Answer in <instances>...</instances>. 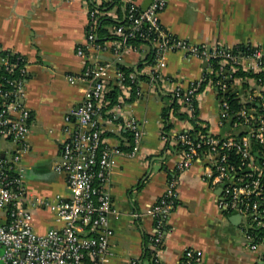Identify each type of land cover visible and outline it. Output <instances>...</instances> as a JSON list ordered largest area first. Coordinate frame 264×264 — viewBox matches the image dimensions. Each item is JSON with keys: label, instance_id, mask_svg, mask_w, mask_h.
Instances as JSON below:
<instances>
[{"label": "built area", "instance_id": "obj_1", "mask_svg": "<svg viewBox=\"0 0 264 264\" xmlns=\"http://www.w3.org/2000/svg\"><path fill=\"white\" fill-rule=\"evenodd\" d=\"M85 0L89 18L85 42L78 46L77 55L85 61L82 72L69 75L71 83L81 81L85 95L81 102L70 109L64 118L63 140L53 168L66 175L68 197H32L25 180L23 155L30 150L28 140L31 131V110L24 98L28 80V62L25 56L0 45V255L1 264H105L115 235L111 226L113 217L119 214L114 206L110 184L116 158L120 155L137 156L140 151L145 128L135 117L125 115L123 109L133 88L141 95L140 80L135 72L128 75L117 67L114 77L109 74L112 63L101 62L100 52L105 43L97 41L100 19H114L119 25L110 27L113 53L120 58L127 51L139 52L145 59L151 52L155 62L148 65L149 80L161 91H167L181 104V111L192 115L197 110L202 83L207 72L199 80L186 87L174 76H163L161 62L166 53L182 51L186 56H197L209 64L211 58H219L221 67L215 71L217 80L208 79L220 96L221 125H229L227 135L218 136L210 131L202 134V140H194L190 122L186 129L172 137L181 147V158L177 172H183L199 162L203 168V179L212 188L224 184L218 194V204L227 215L240 214L238 224L243 232L244 243L251 251L258 252L257 264H264V101L260 109L249 113L241 110L237 120L230 109L224 93L228 91V78H233L239 68L247 72L264 71V53L260 48L251 55L233 53V47L195 45L179 38L161 22V14L167 0H152L143 9L137 0ZM139 40V43L133 42ZM248 61L249 63H244ZM229 65V74H223ZM257 89L248 93L264 99V84L260 78ZM248 78L235 77L232 89L242 93ZM160 83H156V82ZM114 88L119 90V101L110 109L106 99ZM108 116V117H106ZM119 121L122 131L129 137V149L111 146L104 136L103 119ZM227 122V124H226ZM241 128L244 132L237 135ZM162 138L167 139L163 133ZM260 150L254 149V142ZM205 147V149H203ZM250 168V171H244ZM177 181L172 180L165 193L153 205V230L147 236L142 254L131 258L129 264H167L162 258L167 222L177 206ZM46 208L54 215L57 226L45 233H38L33 223L31 208ZM148 253V255H147ZM178 264H205L202 250L187 246L180 255Z\"/></svg>", "mask_w": 264, "mask_h": 264}, {"label": "crops", "instance_id": "obj_2", "mask_svg": "<svg viewBox=\"0 0 264 264\" xmlns=\"http://www.w3.org/2000/svg\"><path fill=\"white\" fill-rule=\"evenodd\" d=\"M141 6L145 0H137ZM89 18L85 0H0V45L20 53L28 62V80L24 103L31 110L30 150L23 155L24 180L32 197H68L67 178L54 170L63 140V123L67 112L85 95L81 81L71 83L69 75H78L85 61L77 55L88 31ZM161 22L171 33L195 45H250L264 53V0H167ZM99 53L101 62L112 63L111 77L117 67L137 68L142 55L127 51L120 58L113 53L111 40ZM244 63H249L245 61ZM207 62L182 51L165 54L160 66L163 76L176 77L183 86L199 80L207 72ZM148 74V67L141 70ZM149 75V74H148ZM242 91L247 101L249 90L257 89L254 78ZM141 95L127 98L125 115L137 118L145 136L137 156L120 155L113 168L110 190L119 214L112 218L115 235L105 264H129L142 254L147 236L152 232L153 205L161 198L172 180L177 181V206L170 215L168 234L162 251L167 264H178L185 247L203 251L205 264H257L258 252H247L236 261L227 262L220 255L245 245L244 236L230 237L239 230L218 204L219 188L203 179L202 165L177 172L181 149L173 135L187 128L188 120L171 114L167 120L163 109L174 97L150 80H140ZM220 96L212 85L201 93L198 117L208 123L209 131L224 136L229 125H221ZM108 117V116H106ZM166 122L169 128H166ZM106 142L129 149V137L115 120H102ZM167 134V139L162 134ZM38 233L57 226L54 215L46 208L28 205ZM221 235H218V234ZM224 242L222 239L227 238Z\"/></svg>", "mask_w": 264, "mask_h": 264}, {"label": "trees", "instance_id": "obj_3", "mask_svg": "<svg viewBox=\"0 0 264 264\" xmlns=\"http://www.w3.org/2000/svg\"><path fill=\"white\" fill-rule=\"evenodd\" d=\"M116 2L117 1L114 0V2L106 3L105 5H107V7H110L111 5H113ZM119 24L120 23L115 21L114 19L107 18V17L101 18L100 23H99V27L97 29V33H98L97 41L100 43H104V41L106 39H111L110 32H109L110 27L113 25H119ZM133 42L139 43V40H133ZM220 48L221 47L219 46L218 50H221ZM255 49H256V47H252L250 45H237V46L233 47V50L231 52L238 53L240 51V52H243L245 55H251ZM155 58H156V54L154 52H151V54H149L145 59L140 61V64L138 65L137 68L120 66V69L122 71H124L127 75L130 72H135L137 75V78L139 80H145V79L149 80V78H150L149 75L142 73L141 70L144 67L153 64L155 62ZM219 60H220L219 58L213 57L210 59L209 64H207V67L210 66V68L212 69V74L207 73L205 75L207 80L202 83V87L200 90L201 93H203V91L206 89V87L208 85V83H207L208 79L212 78L214 80H217L219 78V76L215 72V71L219 70L221 67ZM228 67H229V65L224 66V70L222 71L223 74H225L228 71ZM226 74H229V71ZM235 77L244 78V79L245 78H251V77L260 78L262 83L264 84V71L254 73V72H247V71H244L241 68H239L235 73H233V78H231V79L228 78L226 80L230 86L228 88V91L224 93V96L229 101L231 112L234 115L241 110H245L247 113H249L250 110L253 108L254 109H260L261 105L264 101V99L262 97H260L259 95L254 93L253 94V98H254L253 100L243 101L240 93H238L236 90L232 89L231 85H232V82H233ZM156 83H160V82L157 81ZM130 85L132 86L133 91H134L131 99H134L135 97H138L136 94L137 85L135 83H130ZM244 88L245 89L249 88L247 83H244ZM249 91H251V90H249ZM119 93H120L119 90L117 88H114L106 96V99H108L110 101V103L108 105L109 109L119 101V98H120ZM180 109H181V104L178 102L177 99L174 98L173 102L163 109L162 116L165 120H167L171 114H174L175 116H177L180 119L188 120L190 123H192L194 125V128L191 131V135H192L193 139L201 141L202 140L201 135L202 134L205 135L209 132L208 123H206L205 121L201 120L198 117V108H197V110H195L193 112L192 115H189L186 112H182ZM237 118L238 117H236V115H235L232 118V121H236ZM226 124H227V122H226ZM169 127L170 126H168V124L166 122V128H169ZM235 133L237 135L244 134V132L241 128L237 129ZM179 148L181 149V147H179ZM203 149H205V147ZM254 149L255 150L261 149V146L256 141L254 142ZM146 242H147V240H145V243ZM147 255H148V253H147Z\"/></svg>", "mask_w": 264, "mask_h": 264}, {"label": "rangeland", "instance_id": "obj_4", "mask_svg": "<svg viewBox=\"0 0 264 264\" xmlns=\"http://www.w3.org/2000/svg\"><path fill=\"white\" fill-rule=\"evenodd\" d=\"M233 234L235 235V236H241L242 234H243V232L239 229H237V230H233V233H232V231H231V234L229 235L230 237H234L233 236ZM218 235H221L220 233L218 234ZM224 242L226 241H228V237L227 238H223L222 239ZM2 252H3V250L2 249H0V255L2 254ZM249 252H251L250 250H249V248H248V246L247 245H243V246H241V248L240 249H237V250H235V251H233V252H225V253H221L220 255L222 256V258L223 259H225L227 262H230L231 260H234V261H236L237 259H239L240 257H243L244 255H246V256H248V255H250V254H248ZM0 264H1V262H0ZM147 264V263H146Z\"/></svg>", "mask_w": 264, "mask_h": 264}, {"label": "water", "instance_id": "obj_5", "mask_svg": "<svg viewBox=\"0 0 264 264\" xmlns=\"http://www.w3.org/2000/svg\"><path fill=\"white\" fill-rule=\"evenodd\" d=\"M151 2H152V0H145V2L142 4V8H143V9L148 8L149 5L151 4ZM250 170H251V169L248 168V169H246V170H244V171H250ZM223 186H224V184L221 185V186L219 187V189L217 190V193H218V194H221L222 189H223ZM229 219H230L235 225H238V224L241 222V215H240V214H233V215H231V216L229 217Z\"/></svg>", "mask_w": 264, "mask_h": 264}]
</instances>
